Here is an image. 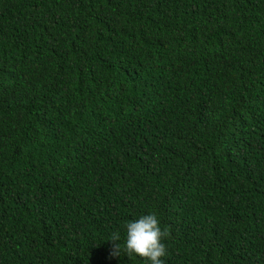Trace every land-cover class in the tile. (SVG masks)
Returning a JSON list of instances; mask_svg holds the SVG:
<instances>
[{
	"label": "trees",
	"instance_id": "obj_1",
	"mask_svg": "<svg viewBox=\"0 0 264 264\" xmlns=\"http://www.w3.org/2000/svg\"><path fill=\"white\" fill-rule=\"evenodd\" d=\"M149 213L264 264V0H0V264H147Z\"/></svg>",
	"mask_w": 264,
	"mask_h": 264
},
{
	"label": "clouds",
	"instance_id": "obj_2",
	"mask_svg": "<svg viewBox=\"0 0 264 264\" xmlns=\"http://www.w3.org/2000/svg\"><path fill=\"white\" fill-rule=\"evenodd\" d=\"M126 235L123 251L129 258L138 256L147 264H165L167 255L165 239L170 235L167 228H162L154 213L129 220L125 225ZM119 232L112 234V241H120ZM121 245L114 244L113 255H120Z\"/></svg>",
	"mask_w": 264,
	"mask_h": 264
}]
</instances>
